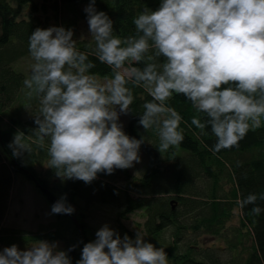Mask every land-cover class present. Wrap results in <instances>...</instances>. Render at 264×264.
I'll return each instance as SVG.
<instances>
[{
  "label": "clouds",
  "instance_id": "9594fccd",
  "mask_svg": "<svg viewBox=\"0 0 264 264\" xmlns=\"http://www.w3.org/2000/svg\"><path fill=\"white\" fill-rule=\"evenodd\" d=\"M96 0L84 9L95 58L112 75L99 79L88 55L78 50L73 29L37 27L29 36L34 63L24 80L26 96L39 101L32 135L17 131L9 148L14 157L31 154L33 145L47 151V167L63 180L91 184L98 174H113L140 163L146 142L125 133L121 115H128L134 88L152 98L143 104L138 124L156 132L157 150L167 152L184 141L182 116L169 105L182 95L198 115L191 124L216 138L215 154L238 147L250 130L264 122V0H160L134 18L135 34L121 37L113 21L97 11ZM264 201V193H250L237 201L240 209ZM52 214L72 215L66 194L52 206ZM264 211L251 208L253 216ZM84 243L76 264H168L163 247L121 235L107 224ZM59 242L36 240L25 249L0 250V264H71Z\"/></svg>",
  "mask_w": 264,
  "mask_h": 264
},
{
  "label": "trees",
  "instance_id": "16d2710c",
  "mask_svg": "<svg viewBox=\"0 0 264 264\" xmlns=\"http://www.w3.org/2000/svg\"><path fill=\"white\" fill-rule=\"evenodd\" d=\"M89 0H0V245L14 235L3 226L13 187L18 180L32 181L52 206L66 194L72 215L56 214L57 226H65L66 237L58 233H32L30 241L63 239L61 250H67L71 264L80 259L84 243L95 240V228L85 218L93 205L114 209L117 231L135 238L133 230L121 219L141 210L144 220L136 223L147 242L163 247L168 264H264V211L259 216L251 208L264 209V201L240 209L237 201L250 193H264V122L250 130L238 147L215 154L216 138L210 129L207 135L191 124L198 115L182 95L168 102L182 116L180 127L184 141L178 147L160 153L154 130L146 132L138 124L143 104L151 100L143 87L133 89L135 100L127 115L124 131L130 137L146 142L139 152L149 158L140 176L128 169H116L113 174H98L91 184L79 180H63L47 167V151L33 145L31 154L14 157L9 148L19 130L27 136L37 126L39 101L29 99L24 80L28 77L19 63L29 57L28 41L37 28H47L52 22L65 29L75 28L86 18L84 9ZM160 0H96L97 11H104L114 22V32L121 37L135 34L134 18L147 7L156 10ZM78 50L96 64L91 71L97 77H110L111 69L95 58V43L90 36L76 38ZM21 175V176H20ZM21 177V178H20ZM235 213V215H234ZM237 215L238 222L232 219ZM70 233V234H69ZM218 240L208 244L206 237Z\"/></svg>",
  "mask_w": 264,
  "mask_h": 264
},
{
  "label": "rangeland",
  "instance_id": "374dc122",
  "mask_svg": "<svg viewBox=\"0 0 264 264\" xmlns=\"http://www.w3.org/2000/svg\"><path fill=\"white\" fill-rule=\"evenodd\" d=\"M50 26L55 25L50 22L46 27L48 28ZM69 28L73 29V39L90 36L87 24V14L86 18H82L77 22L75 28ZM33 63L34 61L32 58L27 57L23 59L18 65L28 78ZM98 78L104 79L105 77ZM120 122L125 125L127 122V115H121ZM139 155L141 158L140 163H134V166L129 168L131 173L135 176H140L149 162V158L144 151L139 152ZM21 177L24 180H18L13 187L10 202L8 204V209L3 222V226L5 228H9L14 231V235L9 237V240L11 241L3 242L0 245V250H2L4 247H10L13 244L17 245L21 250L25 249L26 247L30 246L33 241H36H30L27 239L32 233H38V235H42L43 233L59 232V234H63V237L67 236L66 231L64 230L65 226H63L61 229L57 226L59 218L56 214L51 213V205L47 202L41 191L32 181L25 179L23 176ZM86 214L88 216L85 218V220L91 224L96 231L105 224H107L111 229L116 230L117 228L118 224L114 215V209L110 208L109 206L93 205ZM143 220L144 216L141 214V210H137L127 214L125 218L121 219V222L125 227L133 230V233L136 234L137 231L139 233L141 232L136 228V223H141ZM231 222L233 225L238 222L237 215L232 219ZM40 240L47 239L42 238ZM47 241L59 242L60 249L64 245L63 239L57 238ZM206 242L210 244L216 243L218 240L208 236L206 237Z\"/></svg>",
  "mask_w": 264,
  "mask_h": 264
}]
</instances>
